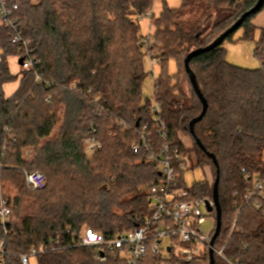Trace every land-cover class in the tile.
Listing matches in <instances>:
<instances>
[{"label":"trees","instance_id":"16d2710c","mask_svg":"<svg viewBox=\"0 0 264 264\" xmlns=\"http://www.w3.org/2000/svg\"><path fill=\"white\" fill-rule=\"evenodd\" d=\"M154 1L20 0L25 36L32 40L30 49L41 62L42 75L54 82L49 87L37 84L34 72L20 67L17 74L11 71V30L0 23V185L16 191L13 199L7 198L12 216L23 206L30 211L17 226L0 224L7 252L4 264H22L20 255L40 245L50 249L33 258L35 264H126L118 254L99 262L90 248L67 247L72 243L67 229L90 228L110 238L133 230L150 213L148 186L159 175L146 162V148L134 155L129 144L151 121V100L143 97L146 53L138 18L153 8ZM257 1L181 0L180 7L170 8L168 0H160L162 10L154 23L152 49L161 66L156 98L163 106L172 146L190 160L194 154L195 166L209 167L212 173V181L205 178L190 187L194 198L212 199L217 168L208 155L218 163L222 228L214 247L226 245L228 261L215 253V264H264V210L241 206L248 187L242 169L264 173V27L256 40L252 24L264 4L223 44L190 62L209 106L194 136L190 122L200 115L202 104L184 60L211 44ZM239 30L243 35L235 40ZM227 41L256 42L260 67L246 69L228 62ZM171 59L178 65L174 76L167 71ZM16 82L17 90L7 96L5 86ZM89 88L104 95L101 104L108 117L99 118L96 105L80 94ZM48 96L51 103L45 102ZM115 120L130 130L114 126ZM94 128L103 149L92 165L83 141ZM181 135L191 137L192 149H186ZM26 147L34 149L30 161L22 157ZM26 170L43 173L46 187L29 190ZM144 262L183 264L173 255L164 259L151 252ZM186 264H209V252Z\"/></svg>","mask_w":264,"mask_h":264},{"label":"built area","instance_id":"2783aa9c","mask_svg":"<svg viewBox=\"0 0 264 264\" xmlns=\"http://www.w3.org/2000/svg\"><path fill=\"white\" fill-rule=\"evenodd\" d=\"M0 23L11 30L14 58L17 62L22 60L20 68L25 72H34L37 84L53 86L54 82L46 80L42 75L41 62L30 49L32 40L25 36L20 16V0H0ZM144 46L152 68L160 65V58L152 49L150 38L144 41ZM152 74L155 87L150 106L151 121L142 125L129 144L134 155H140L143 148H146V162L152 164L159 175V179L148 186L150 213L133 230L110 238L90 228H83L79 232L67 229L71 233L72 242L67 247L90 248L93 250L94 259L99 262H104L109 254H118L126 264H145V258L151 252L164 259L173 255L180 263H190L209 252L210 242L216 230V212L212 199L194 198L191 188L185 184L184 175L191 169L190 159L178 147L172 146L163 119V106L156 98L159 86L154 70ZM72 88L75 89L76 84H73ZM80 94L89 97L96 105V115L99 118L108 117L109 112L101 104L104 98L101 92L94 94L93 89L89 88L81 90ZM45 102L51 103L52 97H46ZM113 125L123 131L130 130L129 125L119 120H115ZM83 145L87 161L95 165L97 156L103 149L95 128L84 138ZM33 151V147L24 148L23 159H28ZM241 173L248 185L241 195L242 208L264 210V173L251 172L245 168ZM24 180L31 191L43 190L47 185L46 176L39 171H24ZM236 195L237 192L234 193V196ZM207 200L213 207L212 211H208ZM11 214L8 200L1 199L0 224L10 223ZM204 226H212V229L206 232ZM166 239L168 242H165ZM225 247L226 245L220 249L214 247V253L228 261L224 252ZM49 249L45 245L32 247L28 253L20 255V260L22 264H31L33 258ZM6 254L4 241L0 240V264H4Z\"/></svg>","mask_w":264,"mask_h":264},{"label":"rangeland","instance_id":"374dc122","mask_svg":"<svg viewBox=\"0 0 264 264\" xmlns=\"http://www.w3.org/2000/svg\"><path fill=\"white\" fill-rule=\"evenodd\" d=\"M35 1V0H33ZM153 8L144 16H140L139 22H140V36H141V42L144 45V41L148 40L150 38V44L155 45V38L153 36L155 27L154 23L156 18L159 17L161 10H162V4L160 0H155L153 4ZM168 5L170 8H178L181 6V0H168ZM228 42V41H227ZM226 42V44H227ZM225 44V45H226ZM151 46V45H150ZM143 51L145 52V48L143 47ZM229 62V61H228ZM232 63V62H231ZM10 68L11 71L14 74H17L18 72V65L15 63V61L11 58L9 60ZM144 71H145V81L143 84V97L148 98L150 100L153 99L154 96V87H155V82H154V77H153V70L157 76V79L161 75V66L156 65L154 68H152L150 60L147 56L144 57ZM261 65L259 59L254 56L253 52L251 53L248 62H244L241 64L240 67L246 68V69H256L259 68ZM167 71L169 75L174 76L178 73V65L174 59L169 60L168 66H167ZM186 91L191 94V88L189 86L186 87ZM63 111V108H61V111ZM62 116V113H61ZM60 124L57 126V128L54 130V136L58 134L59 128L61 126ZM181 139L183 140L186 149H192L193 148V141L190 136L188 135H181ZM102 151V150H101ZM264 156V155H263ZM192 160H190L192 168L188 170L185 175H184V180L185 184L189 187H192L194 183L200 182L205 180L207 177L210 181H212V174L210 172V169L207 167L201 168V167H196L195 166V155L192 154ZM5 187V188H4ZM148 192V191H147ZM16 191H14L11 187H6L4 185H0V200L1 199H6L11 198L13 199L15 197ZM203 211L206 212L205 209ZM30 211L25 210L24 206L23 208H19L17 211H14V216L10 218V222L13 226H17L20 224L21 218L25 217L28 215ZM85 228V227H83ZM82 228V229H83ZM212 229V226H204V230L206 232L210 231ZM165 242H168V239L165 240ZM31 264H35V260H31ZM186 264V263H183Z\"/></svg>","mask_w":264,"mask_h":264},{"label":"water","instance_id":"95a60500","mask_svg":"<svg viewBox=\"0 0 264 264\" xmlns=\"http://www.w3.org/2000/svg\"><path fill=\"white\" fill-rule=\"evenodd\" d=\"M264 4V0H258L257 3L255 4V6L253 8H251L249 11L245 12L234 24L233 26H231L228 30H226L223 34H221L217 39H215L211 44H209L206 47L203 48H199L196 50H193L192 52H190L185 60H184V65H185V70L187 72V74L189 75L190 78V82L192 85V89L194 90V92L196 93L197 97L199 98L201 104H202V111L200 113L199 116H197L196 118H194L191 122H190V132L191 134L194 136V127L197 123H199L205 116V114L208 111V102L206 100V98L204 97V95L202 94L198 83L196 81V76L194 74V72L192 71L191 67H190V62L198 55H201L203 53H206L208 51H211L212 49L220 46L221 44L224 43V41L226 40V38L231 35L233 32H235L236 30H238L241 25L243 24V22L245 21V19L247 17H249L250 15H252L253 13L257 12L262 5ZM19 65H22V60H19ZM196 143L197 145L200 147L201 150L205 151L204 146L202 145V143L196 139ZM214 165L217 168V177L213 186V195H212V201L214 203L215 206V212H216V230L215 233L213 235V238L210 242V249H209V264H215V259H214V243L215 240L218 238L220 232H221V228H222V210H221V206L219 203V168H218V163L216 161V158L214 157V155H208ZM207 204V208L208 211H212L213 207L210 206L209 201L207 200L206 202Z\"/></svg>","mask_w":264,"mask_h":264},{"label":"crops","instance_id":"0c3cea01","mask_svg":"<svg viewBox=\"0 0 264 264\" xmlns=\"http://www.w3.org/2000/svg\"><path fill=\"white\" fill-rule=\"evenodd\" d=\"M252 24L257 28V32H256V40H257V38L259 37V30L264 27V10L252 20ZM242 35H243V30H239L235 35V40L241 38ZM224 46L227 50V60L230 63L232 62V64L237 66H241L242 63L248 62V59L252 52L255 56L256 42L254 41L227 42V44ZM12 59L15 61V63H17L18 67H20L17 60L15 58ZM18 85L19 82L6 85L5 86L6 95L7 96L12 95L17 90ZM33 157H34V151L28 159L24 158V160L30 161L33 159Z\"/></svg>","mask_w":264,"mask_h":264}]
</instances>
